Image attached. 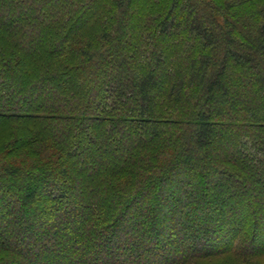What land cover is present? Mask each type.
<instances>
[{
  "label": "trees",
  "instance_id": "obj_1",
  "mask_svg": "<svg viewBox=\"0 0 264 264\" xmlns=\"http://www.w3.org/2000/svg\"><path fill=\"white\" fill-rule=\"evenodd\" d=\"M193 154L222 180L200 223L181 202L200 195ZM146 196V243L119 264L264 258V0H0V264H112ZM16 204L40 240L18 244L35 225Z\"/></svg>",
  "mask_w": 264,
  "mask_h": 264
},
{
  "label": "rangeland",
  "instance_id": "obj_2",
  "mask_svg": "<svg viewBox=\"0 0 264 264\" xmlns=\"http://www.w3.org/2000/svg\"><path fill=\"white\" fill-rule=\"evenodd\" d=\"M186 159L188 162V166H190L192 171H194L200 175V177L202 178V181L200 183L196 184V188H198L200 195L199 194L196 195V194L191 192V194L189 196H183L181 202H183V204L186 205L184 207V209L187 212V214L192 216L194 221H196L197 223H200L203 219H208L209 217H211L210 207L201 201L203 194H204L203 186H204V184H207L208 182L212 183V184H216L221 179L219 176L210 172L211 169L209 168V166H207L205 168H201V170H199V166L195 162L196 158H195L194 154L190 155ZM186 172L187 171L184 170V168H183V170L181 169L179 174L175 175V177H178L180 175L185 176ZM51 184L53 185V183H51V182H50V184H47L49 186V188H50V186H52ZM166 184L168 187H170V184L168 182ZM174 184H175V182H174ZM177 189H178L177 186L171 187V190H173L174 192H176V191L179 192L178 191L179 189L178 190ZM174 192H172V193L169 192V193H167V195H165V197L167 199L165 200V202L163 201V204H162V206L165 207L164 213H166L168 211H172V210L177 209V208H180V206L174 205L173 202H171V197L173 196ZM25 194L27 195V193H25ZM21 198H22V196H20V199ZM190 200H193L194 203L191 206L190 205L187 206V204H189ZM9 202L10 201L6 202L5 205L9 204ZM219 202H224V199L219 200ZM142 206H143V208L141 210V217L140 218H137L136 215L132 214L129 218H126L122 222L123 228H122V231H120V232H122V235H120V239H118L115 242L114 246H120L123 248V250L119 251L117 254H115V256H111L110 258H108V256L106 255L105 252L101 253L102 259H104V261H107V263L111 262L112 264H119V262H120L119 259L122 257L123 252L127 255L135 256L138 252V247H141L142 245H144L146 243L145 240H143L142 236L139 235L138 231L136 232V231H132V230L135 229L136 223L141 222L143 220H147L151 217V212H150L151 207H152L151 196H146L141 201L140 206H137V208L142 207ZM23 207H24L23 205L20 206L19 204H16V207H15L14 213H13L14 222L18 223V226L21 225L22 227H24V224L26 223V221H28L27 223L32 222V224H34L35 227H34V230H32V232H29L28 235H25V236L21 235L22 237L19 238L20 242L18 244L22 245V246L26 245V243L27 244L33 243V242L40 240L41 239V237H40L41 232L44 230L45 231L47 230V226H45V224L43 223V221H41L40 218L37 219V217H32L33 215H35V213H34L35 211H33V213H30L28 211H25ZM260 217H262V216H260ZM262 221H264V219H262ZM173 223L175 225H171L170 228H175V230H176V228H179V226L185 227L188 224L185 222L184 217L174 220ZM170 224H172V223H170ZM5 226H6V224L3 223V221H0V230H2L3 227H5ZM63 230L64 229H62V231ZM51 233L54 237L57 236V234H58L56 231H53ZM261 233H264V228H262ZM8 241L11 244H17L15 239L9 238ZM187 241H189V238H186V239L185 238H182V239L179 238L175 243V246H174L175 248H173V247L169 248V249H167V251L170 252L172 250V253L173 252L176 253L179 251V249L184 250L183 248L186 247ZM130 242L134 243V245L133 246L130 245ZM261 242H262V240L258 239V241H256L255 243L250 242V246H255L256 244H260ZM161 244H164V242ZM136 245H137V248H136ZM198 248H204V245H200V246H198ZM97 249H98L97 247L94 248L95 252L96 251L98 252ZM28 256H29L28 257L29 262L33 263V264H52L53 263L51 261L52 257L44 258L41 256H34V254H31V255L28 254ZM153 256H155V253ZM158 256H160V255H158ZM158 256H156V257H158ZM58 258H59L58 261L54 262L55 264H61V261H62L61 258L62 257L60 258V255H59ZM147 258H149V257H147ZM227 260H228V256H226V257H214V258H210V259L201 260L198 262V264H227L226 263ZM253 264H264V258L256 259V261H253Z\"/></svg>",
  "mask_w": 264,
  "mask_h": 264
}]
</instances>
